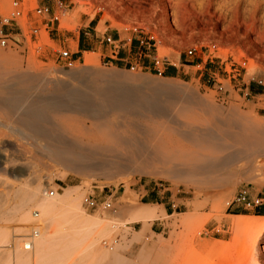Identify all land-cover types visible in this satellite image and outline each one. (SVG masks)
Instances as JSON below:
<instances>
[{
  "label": "rangeland",
  "instance_id": "374dc122",
  "mask_svg": "<svg viewBox=\"0 0 264 264\" xmlns=\"http://www.w3.org/2000/svg\"><path fill=\"white\" fill-rule=\"evenodd\" d=\"M0 3L5 6L0 11V29L10 32L14 39L10 45L0 43V51L14 54L3 58L5 66L20 65L23 70L39 71L53 68L50 77L64 78L68 75L63 72L78 71L72 75L99 82H105L113 68L132 71L130 76L137 81L118 85V91L151 92L155 89L148 85V78H166L191 87L166 90L159 98L161 103L171 101L173 105L181 98L211 95L225 109L236 105L244 112L264 118V0H0ZM41 5L50 7V16L36 15L35 9ZM16 9L24 14L6 24L4 18ZM51 17L58 20L47 25ZM90 18H94L90 25L96 28L88 35L92 48L82 52L79 59L62 57L63 51L72 54L75 38L81 29H86L84 24ZM35 28L38 34H33ZM107 37L116 43L107 42ZM55 38L60 42H55ZM191 49L193 54H189ZM91 53L99 63L86 67L87 54ZM166 114L170 129L177 127L174 113L170 110ZM11 123L0 112V133L18 143L14 151L7 152V168H22L29 187L43 184L42 198L63 196L68 188L76 187L75 196H81L85 216L102 221L87 228L75 226L64 206L68 203L65 199L59 201L53 226L69 229L72 236L68 237L65 249L72 257L79 256L95 242L110 251L119 246L118 253L128 261L136 260L144 251L147 259L143 264H264V235L237 230L243 216L264 222V214L256 213L258 207H264V157L245 166L238 163L220 169L221 176L228 179L223 184L188 185L137 170V162L151 153L161 139L140 135L136 140L144 149L138 161L126 145L104 144L90 152V160L85 161L94 168L75 171L45 153L29 137L10 131ZM149 123L154 125L151 130H163L156 126L160 119ZM171 140L178 142L182 138L175 133ZM6 178L11 175L0 171V181ZM241 191H247L251 199L262 198L263 203L238 204L235 198ZM128 192L137 203L158 204L166 214L147 225L136 220L127 208L132 199L127 198ZM89 195L95 197L97 207H87L85 199ZM106 200L112 203L111 208L104 207ZM36 211L39 218L33 215L27 224L29 229L19 232L14 229L17 220H8L0 210V230H9L10 237L21 238L13 245L0 247V264L5 263L7 252L27 250L24 244L36 221H43L42 211L33 207V213ZM257 216L263 219H256ZM84 257L87 263L93 261L91 255Z\"/></svg>",
  "mask_w": 264,
  "mask_h": 264
},
{
  "label": "bare ground",
  "instance_id": "6f19581e",
  "mask_svg": "<svg viewBox=\"0 0 264 264\" xmlns=\"http://www.w3.org/2000/svg\"><path fill=\"white\" fill-rule=\"evenodd\" d=\"M4 9L5 6L0 3V11ZM155 13L158 15L157 10ZM6 55L14 54L0 51V112L3 118L13 121L9 130L29 137L45 153L72 170L94 168L85 161L90 160V152L102 148L104 144H124L133 159L138 161L144 149L136 140L140 135L161 139L151 153L137 162V170L188 185L223 184L228 179L221 176L220 169L231 168L238 163L245 166L264 157V118L244 112L236 105L225 109L211 95L198 96L197 99L181 98L173 105L171 101L160 102L159 98L166 90L177 86L190 88L189 84L152 77L147 81L155 89L151 92L118 91V85L137 81L135 76H130L132 71L113 68L105 82L74 77L72 74L78 71L63 72L68 78L50 77L53 68L39 71L33 68L23 70L20 65L5 66L2 61ZM98 63L94 54H87L86 67ZM24 105L25 108H21ZM170 110L178 120L177 127L171 129L166 123V113ZM159 119L160 123L156 126L163 130H151L154 125L149 122ZM143 127L146 132L138 131ZM175 133L182 141L171 140ZM6 135L0 133V171L10 174L11 178L0 181V210L8 220H17L14 229L19 232L29 229L27 224L35 215L33 207L42 211L43 221L39 225L41 233L33 251L18 249L13 253L7 252L4 264H99L101 261V264H143L146 261L147 253L144 251L136 260L128 261L118 253L119 246L110 251L95 242H91L79 256L67 254L65 245L72 235L67 228L56 229L53 226L59 201L65 199L68 203L64 206L70 214V222L75 226L87 228L102 221L85 216L81 196H75L76 187L68 188L63 196L58 194L42 198L43 184L29 187V182L23 178L25 171L22 168H7V152L14 151L18 143L8 140ZM127 198H132L128 210L145 225L166 214V210L158 204L137 203L130 192ZM241 219L237 230L264 235V222L250 220L247 216ZM256 219L263 218L257 216ZM20 239L10 237L9 230H0V247L13 245ZM84 254L93 256V261L87 263Z\"/></svg>",
  "mask_w": 264,
  "mask_h": 264
},
{
  "label": "built area",
  "instance_id": "2783aa9c",
  "mask_svg": "<svg viewBox=\"0 0 264 264\" xmlns=\"http://www.w3.org/2000/svg\"><path fill=\"white\" fill-rule=\"evenodd\" d=\"M18 4L15 3V6H17ZM35 13L37 16L39 17H44V16H50L51 14V9L48 5H41V6H38L36 9H35ZM24 14V12L20 9H16L10 16L8 17H5L4 18V22L6 24H9L13 21H17L19 17H21L22 15ZM58 20V17H51L50 18V21H54V20ZM33 34H38V28H35L33 30ZM106 41L111 43V44H115L116 41L112 39V37H107L106 38ZM12 42H14V39L13 37L11 36V33L4 30V29H0V43L4 46L6 45H10ZM194 51L191 49L189 50V54H193ZM62 57L66 58V59H72V54L67 50V51H63L61 53ZM235 201L238 203V204H241V205H244V206H258L260 204L263 203V199L260 198V197H255L254 199H251L248 195V192L247 191H241L237 197L235 198ZM85 202H86V205L88 208H95L98 206V202L97 200L95 199V197H92V196H88L86 199H85ZM104 207L105 208H111L112 207V203L109 201V200H106L104 203H103ZM40 216V213L39 211H36L35 212V217L38 219ZM39 225H41V223H39V221H37L35 223V226L33 227V231L30 235V237L28 238L27 241H25V244H24V248L27 249V250H31L34 248L35 246V242H36V239L39 237L40 235V227Z\"/></svg>",
  "mask_w": 264,
  "mask_h": 264
},
{
  "label": "crops",
  "instance_id": "0c3cea01",
  "mask_svg": "<svg viewBox=\"0 0 264 264\" xmlns=\"http://www.w3.org/2000/svg\"><path fill=\"white\" fill-rule=\"evenodd\" d=\"M53 11H54V9H53ZM52 22H54V21H47L46 24L49 25ZM93 22H94V18L88 19L86 21V23L84 24V27L86 29H81V31H79L78 36H76V38H75L74 45H73V51H72V56H74L75 59H79L82 52L88 51L89 49L92 48L91 47L92 43H91L90 39H88L89 38L88 35H90V31L96 29L95 27L90 25V24H93ZM58 28H59V24L57 26V29ZM93 35H95L97 37V36H99V33L98 32H93ZM53 40L55 42L56 41L60 42L59 38H55ZM120 55H123V53H121Z\"/></svg>",
  "mask_w": 264,
  "mask_h": 264
},
{
  "label": "trees",
  "instance_id": "16d2710c",
  "mask_svg": "<svg viewBox=\"0 0 264 264\" xmlns=\"http://www.w3.org/2000/svg\"><path fill=\"white\" fill-rule=\"evenodd\" d=\"M256 213L259 214V215L260 214H264V207H262V206L258 207L257 210H256Z\"/></svg>",
  "mask_w": 264,
  "mask_h": 264
}]
</instances>
